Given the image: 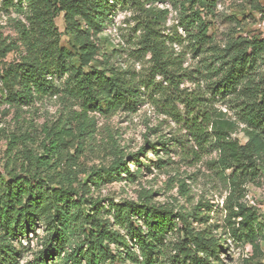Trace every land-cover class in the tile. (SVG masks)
I'll return each mask as SVG.
<instances>
[{
	"label": "trees",
	"instance_id": "obj_1",
	"mask_svg": "<svg viewBox=\"0 0 264 264\" xmlns=\"http://www.w3.org/2000/svg\"><path fill=\"white\" fill-rule=\"evenodd\" d=\"M113 1L117 0H2L4 11L15 14L10 20L16 37L3 36L0 24V102L21 107L65 96L80 105L77 119L88 126L94 122L88 111L134 112L143 90L160 84L155 81L160 75L174 89L171 99L165 97L166 113L182 122L186 144L217 152L215 163L228 188L224 232L235 242H256L264 223L243 197L246 183L264 177V38L238 35L242 23L232 14L225 17L231 26L224 47L209 46L204 67L218 76L210 87L231 104L229 109L234 106L231 117L197 89L186 92L179 87L186 69L180 55H174L172 43L181 39L161 35L156 28L166 9L140 7L145 20L137 50L141 56L150 55L148 74L118 70L97 59L93 28L100 26ZM156 1L164 0H131L141 6ZM187 1L191 6L182 2L179 24L187 32L191 50L206 54L203 46L211 36L202 13L216 16L217 0ZM241 1L262 11L259 0ZM61 12L73 50L61 44L55 23ZM10 53L15 57L6 60ZM177 101L182 110L176 108ZM67 128L63 124L45 133L43 154L29 151L18 165L5 161L0 169V264L17 262L19 252L13 243L35 232L39 223L42 249L34 258L36 264H156L162 257L168 264H216L213 258L218 259L220 237L196 229L191 218H202L195 212L176 211L172 205L146 198L111 199L106 204L94 198L91 185L119 181L122 172L133 173L124 156L116 154L108 166L94 168L79 179L74 155L64 152L63 135L72 133ZM238 130L245 136L243 143L232 137ZM168 247L173 253L166 255Z\"/></svg>",
	"mask_w": 264,
	"mask_h": 264
},
{
	"label": "rangeland",
	"instance_id": "obj_2",
	"mask_svg": "<svg viewBox=\"0 0 264 264\" xmlns=\"http://www.w3.org/2000/svg\"><path fill=\"white\" fill-rule=\"evenodd\" d=\"M183 1L186 7L191 6L187 0L156 1L143 6L133 4L131 0L113 1L100 26L93 28V37L99 45L96 58L118 70L139 76L148 74L150 55L141 56L137 50L145 20V11L140 7L166 9V15L156 28L161 35H174L181 39V43H172L174 55H180L182 68L186 69L179 87L186 92L197 89L204 99L213 102L215 108L227 110L228 115L234 117V106L229 109L230 103L212 93L210 84L218 76L207 73L205 57L211 53L210 45L224 47V35L231 26L226 15L234 14L241 21L238 35L264 38V0H259L262 11L251 9L252 4L248 1L217 0L216 16L203 12L211 36V41L203 46L206 54L191 50L187 32L179 24ZM12 17L15 14L6 13L0 0L1 31L3 36L11 39L16 37L10 20ZM55 23L61 33V44L73 50L62 12L55 18ZM14 57L15 53H10L6 60ZM257 66H260L259 61ZM155 81L160 84L143 90V100L134 112L105 114L88 111V117L94 120L88 126L77 119L76 114L82 110L80 105L65 96L47 97L21 107H9L0 102V169L5 161L18 165L29 151L32 155L43 154L45 133L65 124L72 133L63 135L66 141L64 152L74 155V170L79 179H85L94 168L108 166L116 154L124 156L123 160L133 173L129 176L122 172L119 181L111 180L98 187L91 185L90 194L94 198L100 199L103 204L111 199L139 201L146 198L151 202L172 205L176 211L195 212V216H200L202 220L191 218L192 225L220 237L218 259L213 258L216 264H264V230L254 243L235 242L224 232V199L228 188L215 163L217 152L211 148L201 151L186 144L188 136L182 122L166 113L165 97L171 99L174 89L160 75L155 76ZM175 106L183 109L179 101ZM232 137L242 143L245 141L239 130ZM224 173L229 174L230 170ZM243 201L258 210L259 219L264 223L263 176L245 184ZM42 230L43 226L39 223L35 232L31 231L27 237H20L13 243L19 252L15 264H36L34 258L42 249ZM166 251V255L173 253L170 247ZM48 264H51L50 261ZM156 264H168L167 259L162 257Z\"/></svg>",
	"mask_w": 264,
	"mask_h": 264
}]
</instances>
